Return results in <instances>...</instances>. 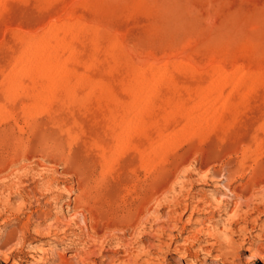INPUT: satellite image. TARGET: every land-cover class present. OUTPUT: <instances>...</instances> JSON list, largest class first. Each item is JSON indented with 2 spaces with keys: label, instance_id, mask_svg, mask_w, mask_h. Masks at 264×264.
Wrapping results in <instances>:
<instances>
[{
  "label": "rangeland",
  "instance_id": "obj_1",
  "mask_svg": "<svg viewBox=\"0 0 264 264\" xmlns=\"http://www.w3.org/2000/svg\"><path fill=\"white\" fill-rule=\"evenodd\" d=\"M78 253L264 264V0H0V264Z\"/></svg>",
  "mask_w": 264,
  "mask_h": 264
},
{
  "label": "bare ground",
  "instance_id": "obj_2",
  "mask_svg": "<svg viewBox=\"0 0 264 264\" xmlns=\"http://www.w3.org/2000/svg\"><path fill=\"white\" fill-rule=\"evenodd\" d=\"M2 155H3V154H2ZM11 168H12V167H11ZM5 172H6V171H5ZM121 176H122V175H121ZM63 182H64V181H63ZM82 188H83V187H82ZM80 189H81V188H80ZM242 189H243V188H242ZM77 190H78V189H77ZM80 194H81V193H80ZM81 195H82V194H81ZM76 201H77V200H76ZM145 203H146V202H145ZM74 205H75V204H74ZM147 205H148V204H147ZM108 206H109V205H108ZM73 207H74L76 210H77V208H78V210L81 208V206H79V207H80V208H79L77 205H75V206H73ZM73 207H72V208H73ZM76 207H77V208H76ZM83 208H84V207H83ZM143 208H144V207H143ZM75 209H74V210H75ZM81 209H82V208H81ZM91 209H92V208H91ZM74 210H73V211H74ZM79 212H80V211H79ZM147 213H148V212H147ZM83 214H84V213H83ZM93 214H94V213H93ZM95 215H96V214H95ZM74 216H75V215H74ZM88 217H89V216H88ZM62 219H63V218H62ZM62 219H61V220H62ZM64 219H65V218H64ZM59 220H60V219H59ZM65 220H67V219H65ZM90 220H91V219H90ZM62 221H63V220H62ZM63 222H64V221H63ZM89 222H90V221H89ZM133 222H134V220H133ZM67 223H68V222H67ZM66 225H67V224H66ZM68 225H69V224H68ZM108 225H109V224H108ZM117 225H118V224H117ZM120 225H121V224H120ZM106 227H107V226H106ZM93 228H94V227H93ZM104 228H105V227H104ZM108 228H109V226H108ZM95 229H96V228H95ZM95 229H94L93 233L96 234V238H97L98 235H97V232H95ZM101 229H102V228H101ZM98 230H99V228H98ZM110 230H111V229H110ZM92 238H93V236H92ZM93 239L96 240L95 238H93ZM97 239H98V238H97ZM89 242H90V241H89ZM95 242H96V241H95ZM82 244H83V243H82ZM87 251H88V250H87ZM47 252H48V251H47ZM86 254H87V253H86ZM72 257H74V256H72ZM75 257H76V259H78V261H79L81 264H85V263H84V259H83V255H81V254L79 255V253H78ZM41 259H42V258H41ZM62 259H63V258H62ZM62 259H61V258L59 259V260H60V263H59V264H68V263H65L66 261L64 262ZM69 259H70V258H69ZM85 259H86V258H85ZM6 262H8V260H6ZM58 262H59V261H58ZM12 263H13V262H12Z\"/></svg>",
  "mask_w": 264,
  "mask_h": 264
}]
</instances>
